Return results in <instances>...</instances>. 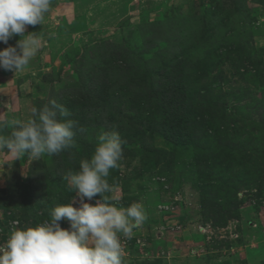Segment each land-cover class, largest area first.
Wrapping results in <instances>:
<instances>
[{"label": "rangeland", "instance_id": "obj_1", "mask_svg": "<svg viewBox=\"0 0 264 264\" xmlns=\"http://www.w3.org/2000/svg\"><path fill=\"white\" fill-rule=\"evenodd\" d=\"M27 32L44 46L26 71L0 68V116L27 120L54 99L75 145L0 152V245L78 207L63 177L116 130L123 157L104 195L146 212L120 237L123 264H264V0H52Z\"/></svg>", "mask_w": 264, "mask_h": 264}, {"label": "clouds", "instance_id": "obj_2", "mask_svg": "<svg viewBox=\"0 0 264 264\" xmlns=\"http://www.w3.org/2000/svg\"><path fill=\"white\" fill-rule=\"evenodd\" d=\"M52 0H0V42L19 35L16 46L0 49V68L26 71L44 46L39 32H27V25H43ZM68 110L54 99L40 108L32 107L27 120L9 122L0 116V152L16 160L29 155L38 160L75 145L74 124ZM11 131L5 134V130ZM121 137L116 130L103 131L90 159H82L79 170H69L63 179L80 198V205H58L51 219L43 223L16 228L0 245V264H123L120 237L131 239L134 230L146 220L141 203L117 207L104 195L111 192L107 181L111 169L123 157ZM7 161H5L6 163ZM99 194L95 204L91 200ZM66 219L69 228H62Z\"/></svg>", "mask_w": 264, "mask_h": 264}]
</instances>
